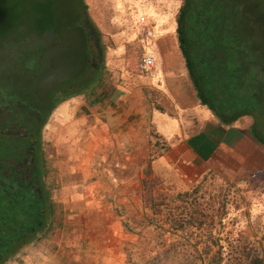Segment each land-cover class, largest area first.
Masks as SVG:
<instances>
[{
    "label": "rangeland",
    "instance_id": "obj_1",
    "mask_svg": "<svg viewBox=\"0 0 264 264\" xmlns=\"http://www.w3.org/2000/svg\"><path fill=\"white\" fill-rule=\"evenodd\" d=\"M260 1L264 7V1ZM21 2L0 0V38L8 40L2 46L5 49L14 45L8 26L16 18L20 17L24 28L31 27V13L18 10ZM83 2L99 34L102 82L92 95L102 102L111 103V85L116 79L118 83L122 80L121 74L149 78L150 73L137 70L143 54L153 56L155 51L168 53L173 48L181 58L174 33L179 0ZM41 3L51 16L55 13L60 17L59 23H54V37L74 26V18L64 12L63 0ZM139 17L146 21L145 37L138 33ZM85 29L95 40L94 30L90 26ZM90 56L94 57L91 48ZM31 69L30 73L34 72L35 65ZM54 96L47 102H53ZM239 122L248 125L250 119ZM47 123L42 130V145L47 167L53 172L55 154L49 157L47 151L52 144ZM150 136L154 137L152 133ZM100 152H90L89 156L93 182L100 185L86 195L90 207L79 210L82 214L78 218L57 204L63 229L60 226L43 244L28 248L49 253L48 264H245V257L253 253H258L264 264V162L249 167L228 160L227 153L220 150L215 159L205 162L200 177L187 182L155 173L150 164L155 153L149 150L147 161L133 155L126 169L116 170L121 179L112 184L111 160L106 161L110 154ZM101 157L104 160L98 162ZM146 187L151 200H146Z\"/></svg>",
    "mask_w": 264,
    "mask_h": 264
},
{
    "label": "trees",
    "instance_id": "obj_2",
    "mask_svg": "<svg viewBox=\"0 0 264 264\" xmlns=\"http://www.w3.org/2000/svg\"><path fill=\"white\" fill-rule=\"evenodd\" d=\"M21 1L18 10L21 14L31 13V27L24 28L20 17L16 18L8 26L14 45L5 49L2 46L8 40L0 38V118L5 120L3 128L14 124L20 129L18 137L13 129L8 143L0 141V264L15 261L28 248L43 244L60 228L61 207L52 199L55 180L38 143L39 127L58 104L75 95L90 97L102 82L99 34L89 20L86 5L83 0H73L76 6L72 0H63L64 12L74 18V26L83 28L87 48L93 49L94 57L86 52L88 62L83 74L64 82L44 104L36 103L30 86L39 68L41 51L59 41L66 29L54 37L57 30L54 23L57 25L60 17L55 13L51 16L47 7H41V0ZM179 2L174 15V33L197 104L222 127L249 118L248 135L264 152V7L261 1ZM89 26L95 32V40L86 33L85 27ZM33 64L36 70L30 73ZM52 95L56 96L54 101L47 102ZM32 110L40 114V123H32ZM3 128L0 131H5ZM146 188V200H151L150 189ZM245 262L263 264V259L253 253L245 257Z\"/></svg>",
    "mask_w": 264,
    "mask_h": 264
},
{
    "label": "crops",
    "instance_id": "obj_3",
    "mask_svg": "<svg viewBox=\"0 0 264 264\" xmlns=\"http://www.w3.org/2000/svg\"><path fill=\"white\" fill-rule=\"evenodd\" d=\"M152 57L148 79L123 73L119 83L114 81L110 104L93 95L88 101L74 97L50 114L46 131L52 144L47 151L49 157L55 154L51 194L69 215L80 218L78 211L90 207L86 195L100 187L93 182L90 152L110 154L106 161L111 160L112 184L121 179L116 170L126 169L133 155L147 161L149 150L155 153L150 162L155 173L187 182L200 177L205 162L215 159L220 150L227 153L228 160L249 167L264 162V152L248 135L249 124L237 120L222 127L197 104L182 60L173 48L168 53L155 51ZM50 258L45 251L27 249L10 264H48Z\"/></svg>",
    "mask_w": 264,
    "mask_h": 264
},
{
    "label": "water",
    "instance_id": "obj_4",
    "mask_svg": "<svg viewBox=\"0 0 264 264\" xmlns=\"http://www.w3.org/2000/svg\"><path fill=\"white\" fill-rule=\"evenodd\" d=\"M86 63V36L83 28L75 25L65 30L59 41L42 49L30 86L32 96L43 102L64 82L80 77Z\"/></svg>",
    "mask_w": 264,
    "mask_h": 264
},
{
    "label": "flooded vegetation",
    "instance_id": "obj_5",
    "mask_svg": "<svg viewBox=\"0 0 264 264\" xmlns=\"http://www.w3.org/2000/svg\"><path fill=\"white\" fill-rule=\"evenodd\" d=\"M86 36V35H85ZM62 37V36H61ZM86 52H88V54L90 55V49H88L87 48V37H86ZM92 59H91V57H90V59H89V62L91 61ZM87 62H88V60H87ZM86 65H87V63H86ZM39 66H40V63H39ZM86 69V68H85ZM85 71V70H84ZM75 96H77V95H75ZM75 96H73V97H75ZM34 98V97H33ZM35 99V98H34ZM48 99V98H47ZM46 99V100H47ZM46 100H44L43 102H41V103H38L36 100V103H38V104H44V102L46 101ZM66 101V100H65ZM14 106V105H13ZM17 107V106H16ZM17 109H19V107H17ZM53 111V110H52ZM52 111L50 112V114L52 113ZM1 112V111H0ZM32 112V118L34 119V121H32V123L34 122V123H40V120H41V117H40V114H38L36 111H31ZM12 114L14 113V112H11ZM50 114L48 115V117H47V119H46V121L42 124V126H40L39 127V132H38V143H40V146L42 147V151H43V145H42V130H43V128H44V126L46 125V123H47V121H48V119H49V116H50ZM1 116V115H0ZM12 115H10V117H11ZM9 116H8V119L10 118ZM4 119L3 118H0V127L1 128H3V124H4ZM15 130L16 131V137H18V135H20L19 133H20V129L18 128V127H16L14 124H10V126L9 127H4L3 128V130H5V131H0V141H3V142H9V135H13V133L11 132L12 130ZM33 143H35V141H33Z\"/></svg>",
    "mask_w": 264,
    "mask_h": 264
},
{
    "label": "built area",
    "instance_id": "obj_6",
    "mask_svg": "<svg viewBox=\"0 0 264 264\" xmlns=\"http://www.w3.org/2000/svg\"><path fill=\"white\" fill-rule=\"evenodd\" d=\"M138 25V33L140 36L145 37L147 30H146V21L143 17H139L137 21ZM153 66V57L150 54H143L138 63H137V70L140 73L147 74L150 72L151 68Z\"/></svg>",
    "mask_w": 264,
    "mask_h": 264
}]
</instances>
